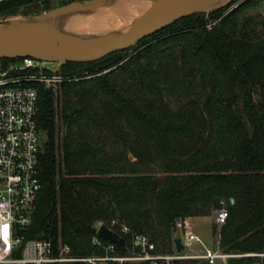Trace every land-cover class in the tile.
Instances as JSON below:
<instances>
[{"label":"trees","instance_id":"1","mask_svg":"<svg viewBox=\"0 0 264 264\" xmlns=\"http://www.w3.org/2000/svg\"><path fill=\"white\" fill-rule=\"evenodd\" d=\"M49 3L0 1V20ZM263 3L234 0L131 49L68 63L56 94L35 84L44 141L31 238L94 257L104 225L125 240L119 255L137 251L135 236L171 253L175 220L224 207L219 250L241 255L227 264H264V19L252 14Z\"/></svg>","mask_w":264,"mask_h":264},{"label":"built area","instance_id":"2","mask_svg":"<svg viewBox=\"0 0 264 264\" xmlns=\"http://www.w3.org/2000/svg\"><path fill=\"white\" fill-rule=\"evenodd\" d=\"M55 66L32 58L0 61V264H175L191 260L227 264L231 258H240L241 255L206 248L194 233L191 218H179L174 223L173 238H180L183 246L180 252L173 245L171 253H151L149 240L135 236L137 251L126 256L117 254L115 243L103 244L94 239L93 244L103 254L76 259L63 243L55 245L48 239L29 236L41 188L37 157L44 141L35 121L38 102L35 84H42L56 94L65 79L59 70L55 71ZM226 218L227 210L222 207L214 213V224L220 229ZM121 232L126 234L128 228L121 227ZM258 256L264 259V254Z\"/></svg>","mask_w":264,"mask_h":264},{"label":"water","instance_id":"3","mask_svg":"<svg viewBox=\"0 0 264 264\" xmlns=\"http://www.w3.org/2000/svg\"><path fill=\"white\" fill-rule=\"evenodd\" d=\"M120 0H87L71 3L21 19L0 20V60L32 58L55 64V71L68 63H89L136 47L138 42L191 15H209L229 6L234 0H144L149 7L119 32L104 37L77 38L57 33L52 27L71 17H87L109 8ZM232 203V201H231ZM100 239L121 247L125 240L101 226ZM176 252L183 250L180 238L173 241ZM264 260V259H263Z\"/></svg>","mask_w":264,"mask_h":264},{"label":"bare ground","instance_id":"4","mask_svg":"<svg viewBox=\"0 0 264 264\" xmlns=\"http://www.w3.org/2000/svg\"><path fill=\"white\" fill-rule=\"evenodd\" d=\"M149 5L150 2L144 0H120L107 8L108 12L103 15L94 14L86 21L61 23L52 28L59 34L70 36L110 35L127 27Z\"/></svg>","mask_w":264,"mask_h":264},{"label":"rangeland","instance_id":"5","mask_svg":"<svg viewBox=\"0 0 264 264\" xmlns=\"http://www.w3.org/2000/svg\"><path fill=\"white\" fill-rule=\"evenodd\" d=\"M71 1L87 2V0H50L48 11L55 10V8L67 5V4L71 3ZM43 10H44L43 6L38 5V8L36 10H31V12H33V13L38 12V11L41 12ZM106 11L108 12L107 8L103 9L100 12H96L95 14L100 13L103 15L104 13H106ZM252 14H260L264 19V3L259 7V9L253 11ZM93 15H88L87 17H85V16H83V17H79V16L78 17H71L69 19L62 20L60 23H57V24L78 22V21H83V20L86 21L88 19V17L90 18ZM22 17H32V16L31 15H28V16L15 15V16H11V17L6 18V20L21 19ZM6 20H2V22L6 21ZM57 24H55V25H57ZM65 36L88 39V38H93V37H104L106 35H104V36H101V34L90 35V36L88 35V37L83 36V35L82 36L65 35ZM60 71H61V69L59 70V73H60ZM213 216H214V213L211 214L210 216H207L206 218H199V217L193 218V219H191V221L193 222L194 233L198 237H200L204 246L206 248L208 247V248H212L214 250H217V249H219V243H218V241H219V237H218L219 228L214 224ZM159 253H161V252H159ZM216 264H221V263L216 262Z\"/></svg>","mask_w":264,"mask_h":264}]
</instances>
